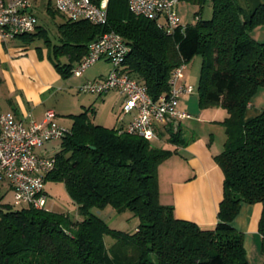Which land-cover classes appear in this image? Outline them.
<instances>
[{
    "label": "trees",
    "instance_id": "1",
    "mask_svg": "<svg viewBox=\"0 0 264 264\" xmlns=\"http://www.w3.org/2000/svg\"><path fill=\"white\" fill-rule=\"evenodd\" d=\"M194 1L202 7L206 0ZM210 1L209 20L198 13L195 24L169 33L156 20L131 13L127 0H109L102 26L61 14L65 21L59 26L61 44L55 45V54L69 61L51 60L67 78L86 55L88 44L114 31L130 47L122 71L156 99L168 92L177 67L198 54L202 57L199 108L219 106L227 112L221 122L223 149L214 156L224 177L214 228L202 229L177 218L172 206L159 202L158 167L174 151L95 124L85 110L70 115L71 133L59 141L52 155L55 168L45 177L64 184L81 219L47 209L0 205V264H251L243 234L231 225L242 203L262 207L258 232L264 256V107L258 116L244 119L251 99L264 88V42L250 36L264 24V1L250 16L236 0ZM36 29V34L17 37L32 40L41 33L38 24ZM165 129L169 142L178 140L171 124ZM161 134L159 129L158 137ZM107 206L117 213L131 211L139 221L136 231L113 229L91 211ZM106 236L113 240L109 248Z\"/></svg>",
    "mask_w": 264,
    "mask_h": 264
},
{
    "label": "built area",
    "instance_id": "2",
    "mask_svg": "<svg viewBox=\"0 0 264 264\" xmlns=\"http://www.w3.org/2000/svg\"><path fill=\"white\" fill-rule=\"evenodd\" d=\"M36 0H0V38L2 41L36 30ZM181 0H127L128 9L135 16L156 20L158 27L168 33L183 30L177 6ZM109 0H52L53 8L70 20H87L98 26L107 23ZM130 51L123 38L114 31L106 32L88 44L87 53L72 69L71 74L82 75L98 60L104 58L112 68L103 78L89 80L81 91L105 95L116 91L123 97L121 114L132 118L125 127L117 126L119 133L157 139L158 130L192 116L179 109L183 95H190L194 88L181 84L186 64H181L169 80L167 93L153 99L145 86L122 71V64ZM54 110H47L40 122L26 124L13 112L0 113V184L6 182L13 192L14 206L45 209L47 194L45 177L54 170L55 158L41 152L42 146L60 141L71 129L55 122Z\"/></svg>",
    "mask_w": 264,
    "mask_h": 264
},
{
    "label": "crops",
    "instance_id": "3",
    "mask_svg": "<svg viewBox=\"0 0 264 264\" xmlns=\"http://www.w3.org/2000/svg\"><path fill=\"white\" fill-rule=\"evenodd\" d=\"M263 1L236 0L246 16H250L251 12ZM38 7L36 0L34 11ZM4 45L10 51L6 41L0 42V65L11 64V69L1 68L0 66V113L13 112L17 118L23 120L26 124H31L40 122L47 110H54L56 113L55 122L62 123L57 118L58 103L55 108L49 106V100L55 94L52 90L54 88H56L54 90H57V87L61 85L60 73L54 66L51 57H37L34 53H31L29 57H9V55L4 54ZM61 58H66L67 62L69 61V57H60L59 62ZM77 64H74V66ZM24 69H27L30 74H27ZM86 70L80 76H83ZM186 70L187 67L184 71ZM105 76L100 72L93 80ZM180 83L186 84V74L185 76L183 74ZM2 85L6 86L5 91L2 89ZM187 85L191 84L187 83ZM260 89L257 92H262V97L257 101L251 99L244 115L245 121L258 116L262 112L264 91ZM110 94L117 96L119 99V108L116 114L119 121L123 97L116 91H110L104 95V99L107 100ZM179 109L189 113L192 116L190 120L193 121L187 123L184 127L180 121L174 123L171 132L177 134L178 140L172 144L165 141L169 133L161 127L163 130L162 135L165 132L167 134L162 136V140L161 136L157 137V140H160L163 149L172 150L174 153L158 167L159 202L163 205L172 206L174 215L177 218L193 221L202 229H212L217 223V212L223 195L224 179L214 156L222 151L223 144L219 142L215 146L214 134L209 137L199 131L201 126L199 124H203V121L197 118L202 114L198 105V96L193 97V93L183 95L179 101ZM60 111L67 113V110ZM71 113L68 115H73ZM126 116H123L124 119L122 118V121L114 127L120 125L125 127L132 118L131 115ZM44 150L45 152H41L47 155L46 148ZM3 191L6 192L5 195ZM8 192L13 195L12 189L6 182L0 184V198L5 197ZM5 204L9 203L0 201V205ZM261 211L262 207L258 203H242L238 214L231 222L233 228L243 234V246L251 264H262L264 260L261 252V235L258 232Z\"/></svg>",
    "mask_w": 264,
    "mask_h": 264
},
{
    "label": "rangeland",
    "instance_id": "4",
    "mask_svg": "<svg viewBox=\"0 0 264 264\" xmlns=\"http://www.w3.org/2000/svg\"><path fill=\"white\" fill-rule=\"evenodd\" d=\"M37 3L39 7L36 9L35 14L38 18V25L40 27L39 31H41V33L37 36H33L32 40H25L24 38L17 37L6 41L7 46L10 47V51H8L7 47L4 45V54L9 55V57H29L31 53H34L37 57L48 56L53 59L54 57H67L62 54H55V45L61 44L59 41V26L65 21V18L61 14L55 12L52 0H37ZM48 7L50 9H48ZM212 12L213 9L210 0H206L202 4V7L200 3L195 2L194 0H181L177 6V13L182 25L195 24L198 13H200L203 20H209L212 16ZM36 31L38 33V29H36L31 34H36ZM250 36L258 42H264V24L254 28L250 32ZM0 42H2L1 38ZM60 60V63L67 64L66 58H61ZM201 61L202 57L199 54L194 56L186 64L187 70L183 73L184 76L186 74V84H191L194 88L193 97L198 96ZM16 63L17 61L15 64ZM0 66L1 68L11 69V64H1ZM111 68L112 65L102 58L96 64L89 67L83 76L71 74L67 78H64L62 74H59L61 77V85L60 87H57V90H54L56 88L52 90L55 94L49 100L50 107L55 108L58 103V109H56V111L58 110L57 118L62 122L59 123L57 121L59 124L71 128L73 121L68 114L72 112L71 114L78 115L85 110L88 111L90 120L101 126L112 128L122 121H118L116 117L119 108V99L117 96H112V94H110L109 98L106 100L104 99V95L99 96L86 93L79 89L84 82L93 80L95 76L100 74V72L107 76ZM24 71L27 74H30L27 69H24ZM1 87L5 91L6 86L2 85ZM260 90L264 91V88H261ZM261 97L262 92H256L253 96V101H257ZM59 108H61L60 110H67V113L61 112ZM200 110L202 111V114L197 118L203 121V124H199V126L201 125L199 128L201 134H207L209 137L211 134H214L215 146L216 143L219 144V142L224 144L225 129L221 122L227 117L226 110L219 106L207 107ZM192 121L193 120L187 119L180 122H182V126L184 127L187 123H192ZM173 127L174 123L171 124V129ZM166 134L167 133L165 132L164 135ZM164 135H160L161 140ZM168 135L167 138H169ZM149 142L154 147L162 148L160 140L152 139ZM168 144L172 143L168 141ZM42 148L41 151L45 152L44 149L46 148L47 155L51 156L59 150V141L47 142ZM44 190L47 194L45 209L68 214L73 220L81 219V216L78 214L75 205L69 198L63 183L47 179L44 183ZM5 193L6 192L3 191L4 195ZM1 200L2 202L10 204L13 200V195L8 192L5 197L0 198V201ZM11 205L17 209L22 207L14 206L13 203H11ZM91 211L94 215L104 220L111 228L125 233L131 234L135 232L139 224L138 218L129 210L117 213L111 207L107 206L104 209L93 208ZM104 240L106 247L108 248L113 244V240L109 236H106Z\"/></svg>",
    "mask_w": 264,
    "mask_h": 264
}]
</instances>
